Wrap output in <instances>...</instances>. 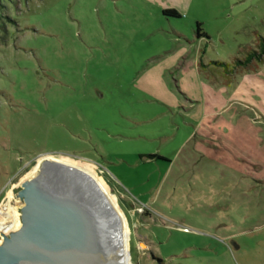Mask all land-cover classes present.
Listing matches in <instances>:
<instances>
[{"label":"rangeland","instance_id":"374dc122","mask_svg":"<svg viewBox=\"0 0 264 264\" xmlns=\"http://www.w3.org/2000/svg\"><path fill=\"white\" fill-rule=\"evenodd\" d=\"M261 37L264 0H0V230L36 165L74 161L129 264H264V56L236 64Z\"/></svg>","mask_w":264,"mask_h":264},{"label":"water","instance_id":"95a60500","mask_svg":"<svg viewBox=\"0 0 264 264\" xmlns=\"http://www.w3.org/2000/svg\"><path fill=\"white\" fill-rule=\"evenodd\" d=\"M91 184L44 160L21 184V225L3 237L0 264H126L125 216L112 194Z\"/></svg>","mask_w":264,"mask_h":264},{"label":"bare ground","instance_id":"6f19581e","mask_svg":"<svg viewBox=\"0 0 264 264\" xmlns=\"http://www.w3.org/2000/svg\"><path fill=\"white\" fill-rule=\"evenodd\" d=\"M50 163L59 165L61 167L64 166V168H71V170H73L77 174V176H78V178L80 179L81 182L83 181L84 183H87V180L88 181H92L93 184H91V185L93 187H95L96 189H101L107 195H109L108 192L110 193V191L106 188V186L104 185L102 180L97 176V174L94 171L88 169L83 164H80V163H77V162L75 163L74 161L71 162V163L68 162V163L63 164V165L60 164V163H55V162H50ZM39 168H40V165L38 164V165L35 166L34 169L35 170H39ZM109 198H110V196H109ZM18 201L21 203V199L20 198H18ZM113 205L116 208V210L122 211V210L118 209L119 208V207H117V206H119L118 203L116 205H115V203H113ZM121 223H122V227H121V231H120V239L122 240V252H123L124 259H125V263L129 264L128 231H127V229L125 227L126 226V220H124L123 217H121ZM139 246H140V248H145L144 244H140Z\"/></svg>","mask_w":264,"mask_h":264},{"label":"trees","instance_id":"16d2710c","mask_svg":"<svg viewBox=\"0 0 264 264\" xmlns=\"http://www.w3.org/2000/svg\"><path fill=\"white\" fill-rule=\"evenodd\" d=\"M162 13L166 16L180 17V14L175 9H164ZM199 30L200 28L198 23L196 29L197 37L202 36L199 33ZM203 37L208 38V36L205 34H203ZM263 56H264V37H261L259 42L257 43L256 49L254 51L249 52L244 59L236 60V64L240 66H247L253 61L261 63L263 61Z\"/></svg>","mask_w":264,"mask_h":264},{"label":"built area","instance_id":"2783aa9c","mask_svg":"<svg viewBox=\"0 0 264 264\" xmlns=\"http://www.w3.org/2000/svg\"><path fill=\"white\" fill-rule=\"evenodd\" d=\"M5 235H9V233H8V232H5V230L1 229V230H0V244L2 243V241H3V237H4Z\"/></svg>","mask_w":264,"mask_h":264},{"label":"flooded vegetation","instance_id":"af4514ba","mask_svg":"<svg viewBox=\"0 0 264 264\" xmlns=\"http://www.w3.org/2000/svg\"><path fill=\"white\" fill-rule=\"evenodd\" d=\"M56 163V162H55Z\"/></svg>","mask_w":264,"mask_h":264}]
</instances>
